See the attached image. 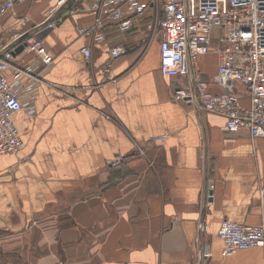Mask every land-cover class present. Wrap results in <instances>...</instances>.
Masks as SVG:
<instances>
[{"label":"crops","instance_id":"obj_1","mask_svg":"<svg viewBox=\"0 0 264 264\" xmlns=\"http://www.w3.org/2000/svg\"><path fill=\"white\" fill-rule=\"evenodd\" d=\"M58 1H16L0 16V48ZM84 2L57 7L40 35L53 62L38 68L35 112L12 117L22 147L0 155V264H264V248L224 255L218 236L223 220L264 226V137L229 133L219 113L171 98L192 83L161 74L151 11L123 35L109 21L93 30ZM117 44L127 53L105 73ZM33 63L25 51L13 61ZM218 64L214 49L198 58L213 94ZM233 91L247 106L245 88Z\"/></svg>","mask_w":264,"mask_h":264},{"label":"built area","instance_id":"obj_2","mask_svg":"<svg viewBox=\"0 0 264 264\" xmlns=\"http://www.w3.org/2000/svg\"><path fill=\"white\" fill-rule=\"evenodd\" d=\"M16 1L23 0H0V16L11 12ZM72 1L82 0H59L56 6L63 7ZM57 7L49 10L42 23L22 31L0 48V155L17 154L22 147L12 117L20 111L29 115L35 112L42 84L38 68L53 62L40 35L56 27ZM79 9L95 14L93 30L103 29L105 21H109L123 35L132 31L145 13L151 11L154 26L150 38L156 34L160 36L161 74L189 77L192 83L191 87H175L171 98L191 103L199 110L219 113L225 118L224 129L229 133L244 129L252 139L264 137V0H85ZM79 32L84 33L86 29H79ZM215 33L216 43L213 44ZM96 40L103 39L100 36ZM141 40L140 44L147 46L146 40ZM20 44L24 45L22 51L34 56V63L24 68L13 64L15 48ZM212 49L219 55L214 80L223 88L220 94L208 90L198 68V58ZM81 53L90 64L91 48L84 46ZM126 53L124 45L110 47L104 72L109 73L112 62ZM235 83L245 88L249 98L247 106H243L234 93ZM120 161L121 158L115 159L112 165ZM263 192L264 188L261 196ZM218 236L223 242L224 255L252 247L264 248L263 225L223 220ZM208 256V252L201 254L202 259Z\"/></svg>","mask_w":264,"mask_h":264},{"label":"water","instance_id":"obj_3","mask_svg":"<svg viewBox=\"0 0 264 264\" xmlns=\"http://www.w3.org/2000/svg\"><path fill=\"white\" fill-rule=\"evenodd\" d=\"M23 37H21V39H22ZM23 48H24V45H19L18 47H16L15 48V51H14V55H17V54H19L20 52H22V50H23Z\"/></svg>","mask_w":264,"mask_h":264}]
</instances>
